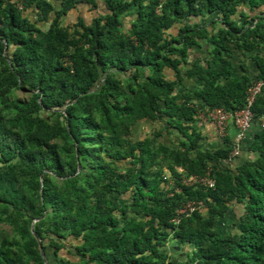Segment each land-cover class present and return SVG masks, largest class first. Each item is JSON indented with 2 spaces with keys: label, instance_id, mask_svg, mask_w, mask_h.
I'll return each mask as SVG.
<instances>
[{
  "label": "trees",
  "instance_id": "trees-1",
  "mask_svg": "<svg viewBox=\"0 0 264 264\" xmlns=\"http://www.w3.org/2000/svg\"><path fill=\"white\" fill-rule=\"evenodd\" d=\"M82 4L95 15L63 25ZM21 5L0 0V222L15 235L0 239V264H264V91L251 107V133L228 163L230 137L203 148L189 106L236 112L264 78V57L233 66L264 42V0ZM243 7L249 15L240 13L238 26L232 17ZM203 16L219 27L189 23ZM200 41L208 58L189 62ZM182 76H195L198 87L175 94ZM17 89L29 100H12ZM142 120L175 129L176 148L156 144L159 132L133 141ZM205 174L212 189L180 184V175ZM187 202H200L205 214L176 215ZM226 214L235 220L220 236L214 220ZM167 244L185 261H171Z\"/></svg>",
  "mask_w": 264,
  "mask_h": 264
},
{
  "label": "crops",
  "instance_id": "crops-1",
  "mask_svg": "<svg viewBox=\"0 0 264 264\" xmlns=\"http://www.w3.org/2000/svg\"><path fill=\"white\" fill-rule=\"evenodd\" d=\"M246 7V6H245ZM243 8H239L237 13L232 17V19L236 22L238 26H240L242 18L239 17V14H248L247 10ZM95 15V11L90 8V6L82 4V5H77L74 10H71L67 13V15L64 17V19H71L72 22H75L76 18L79 16L85 21H89L93 16ZM129 17H123L122 22L124 26H127V23L129 21ZM213 20L214 21V26L208 24L209 21ZM219 20L215 19V17H198V18H193L190 19L189 23L197 24L198 26L205 27L207 30H212L216 29L219 26ZM177 31V28L174 27L170 29L167 33L171 35H175ZM262 33L264 35V29H262ZM209 49L207 44L204 42H198V45L196 47H193V50L189 52V58L188 61H196L200 62L202 64L204 60L208 58L206 51ZM238 56H241L238 54ZM240 58V57H239ZM242 60L240 63L246 64L249 62L250 56H246L245 54L241 56ZM252 59V58H251ZM233 66H235L233 64ZM166 78L171 80L174 79V76H172V73L170 71H165ZM234 77H239V76H229L228 78H234ZM198 87L197 80L195 76L191 77H181V82L179 83L178 86L174 87V93L175 94H188L191 91H194ZM196 132H198L201 137L203 138V148H208V149H215L219 146L220 140L216 136V132L214 129V126L211 124H206L201 127H195ZM154 132H159V135L156 138V144H161L167 149L173 150L176 148L177 142L180 140V136L176 132L175 129L169 128L166 126V124L162 122H150L148 120H142L138 123V125L134 129V138L133 141L137 140H142L145 137H150ZM234 129L233 127L229 126L227 129V135L230 137L231 135L234 134ZM249 134L251 133L250 130L248 132ZM247 133V134H248ZM252 157L249 153L248 154H243L242 158L243 159H250ZM227 167V166H226ZM230 168V167H229ZM178 174L182 173V171L179 168L175 169ZM163 174L169 175V173L166 170H163ZM167 177V176H166ZM169 182V181H168Z\"/></svg>",
  "mask_w": 264,
  "mask_h": 264
},
{
  "label": "built area",
  "instance_id": "built-area-1",
  "mask_svg": "<svg viewBox=\"0 0 264 264\" xmlns=\"http://www.w3.org/2000/svg\"><path fill=\"white\" fill-rule=\"evenodd\" d=\"M15 3L18 10L22 8L21 0H7ZM163 1V0H160ZM159 8V7H158ZM158 10V9H157ZM264 91V78L253 82L245 91L243 106L236 112L230 113L223 108H200L197 104L190 103L189 106L195 111L194 114V127H201L206 124L214 126L216 136L219 139L227 137V129L229 126L233 127L234 134L230 136L231 151L228 157L223 162H230L233 158L237 157L240 153L241 143L249 132L252 122L251 107L257 96ZM259 126L264 127V119L258 121ZM180 184L183 186H202L203 188L212 189L214 187V180L209 174L204 176L195 175H180ZM203 205L200 202H187L182 204L175 212L176 215L189 214L192 211L201 210ZM174 224L178 223V219L172 220Z\"/></svg>",
  "mask_w": 264,
  "mask_h": 264
},
{
  "label": "rangeland",
  "instance_id": "rangeland-1",
  "mask_svg": "<svg viewBox=\"0 0 264 264\" xmlns=\"http://www.w3.org/2000/svg\"><path fill=\"white\" fill-rule=\"evenodd\" d=\"M27 15L30 16L32 21H34L35 16H34L33 12L29 13ZM71 22H72L71 19L68 20V19L63 18V25L72 24ZM37 25L42 30L46 29V24L38 23ZM245 55L250 56L252 59L263 58L264 57V42L258 43L257 46L252 51H250L249 53H245ZM241 60H242V58H241V56H238V54L234 57L233 64L235 65V67H237V70L239 67L238 64L240 63ZM247 68H248V66H247ZM10 98L12 100H14L15 102H18V103L26 102L29 100V92H27L25 89L13 90V91H11ZM165 176H167L166 178L169 177V175H165ZM112 200H113L114 205H117L119 203L120 199L115 200V198L112 197ZM200 212L202 215L205 214V210H200ZM234 220L235 219L233 218V216H231L229 218V216L227 214L224 217H217L214 220L213 229L217 232L218 235H220V236L224 235L226 232L231 230V227H232V224L234 223ZM14 236L15 235L11 231V228L7 224L0 222V239L2 237L12 238ZM73 244H75V241ZM172 248H174V247L170 248L169 244H167L165 247V252L170 257V260L176 261L177 263L184 262L185 258L183 257V255H181L180 253L178 254L176 251H174L175 249L172 251ZM183 250L186 252V251H188V248H185ZM174 252H176V253H174ZM48 254H50L49 251H47V255ZM58 255L59 256H66V251L64 249L60 250Z\"/></svg>",
  "mask_w": 264,
  "mask_h": 264
},
{
  "label": "water",
  "instance_id": "water-1",
  "mask_svg": "<svg viewBox=\"0 0 264 264\" xmlns=\"http://www.w3.org/2000/svg\"><path fill=\"white\" fill-rule=\"evenodd\" d=\"M77 170H78V167H77ZM38 246H39V252H40V255H41V257L42 258H44V256H43V252H42V249H41V247H40V243L38 242ZM44 260V259H43ZM44 264H46V262L44 261Z\"/></svg>",
  "mask_w": 264,
  "mask_h": 264
}]
</instances>
